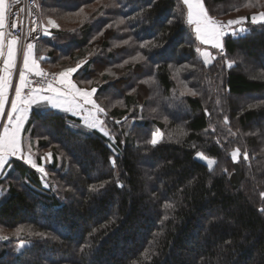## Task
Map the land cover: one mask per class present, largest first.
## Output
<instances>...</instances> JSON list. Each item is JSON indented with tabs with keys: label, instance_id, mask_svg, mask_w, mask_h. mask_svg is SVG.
<instances>
[{
	"label": "trees",
	"instance_id": "1",
	"mask_svg": "<svg viewBox=\"0 0 264 264\" xmlns=\"http://www.w3.org/2000/svg\"><path fill=\"white\" fill-rule=\"evenodd\" d=\"M36 1L45 17L72 25L36 41L43 63L90 55L85 81L100 66L129 61L122 77L107 74L94 85L97 96L118 93L124 107L108 112L113 141L70 114L33 110L24 132L52 152L50 187L23 160L9 162L0 196L1 234L9 239L0 240V264H264V25L247 22V32L227 36L225 55L205 66L181 0ZM248 2L205 5L226 22L264 11ZM140 55L147 59H133ZM227 59L236 65L228 68ZM156 129L164 137L153 147L146 141ZM200 152L216 161L211 171ZM22 241L29 247L17 254Z\"/></svg>",
	"mask_w": 264,
	"mask_h": 264
},
{
	"label": "snow or ice",
	"instance_id": "2",
	"mask_svg": "<svg viewBox=\"0 0 264 264\" xmlns=\"http://www.w3.org/2000/svg\"><path fill=\"white\" fill-rule=\"evenodd\" d=\"M99 2V0H98ZM186 14L184 16L185 23L191 28L195 34V38L201 45L210 47L211 49L218 50L221 54H224V38L229 34L237 36L247 32V29L243 26L245 22L249 21L248 17H240L235 20H229L227 23L217 20L209 14L208 8L205 6V0H181ZM21 3V0H13L12 4H9L8 0H0V121L6 120L3 124L2 132H0V174L3 173L5 166L9 163L10 158H16L23 160L26 164L36 169L45 177L48 176V172L45 167L38 165L33 154L31 147L25 151L22 141V130L29 109L32 104L39 101H43L53 108H62L65 111L78 110L80 112L87 111L86 124L89 128L99 129L101 131L106 127L105 121L101 119V115L106 116L107 112L100 104L96 102L94 97L98 91L97 88H81L74 82L73 76L76 74L86 61H78L75 67H69L58 74H55L49 79V74L43 71L40 67V63L34 54L35 45L28 43L23 50V70L18 73L19 84L13 87V75L14 70L17 68V57L20 45V35L16 34L18 28H23V21L20 18V13L25 11L24 8H19L16 12L12 11L15 5ZM110 6H116L113 3ZM33 7L39 9L41 5L33 0ZM247 8L261 7L264 8V0H249L245 4ZM239 11V8L236 9ZM12 17L11 23L9 18ZM125 23L124 20L119 22ZM251 24L264 25V11H260L256 15H252L250 18ZM35 24V21H33ZM237 26V27H234ZM105 27L112 28V24H107ZM49 28H59V25L53 19L47 20V25L43 27V34L46 36L51 35ZM36 27H32L30 32H35ZM103 35V31L99 33ZM124 44H129V40H123ZM152 41L141 42L140 47L145 48ZM196 52L202 58V62L205 66L211 64L215 60V56L208 50L196 49ZM133 59H147V56H134ZM233 61H226L227 67L233 66ZM123 67V64L117 65ZM187 67V66H185ZM29 76H35L38 78L36 81L29 79ZM146 83V81H141ZM155 79L153 78V83ZM91 83V81H88ZM27 90V91H26ZM14 93V99L9 101V93ZM188 94L196 96L197 92L189 89ZM122 103V101L120 102ZM68 105V107H64ZM6 107L10 110L5 111ZM127 120V117H125ZM117 124L121 121H116ZM229 123L228 118L224 117V124ZM214 130V129H213ZM229 131H231L229 129ZM105 135H109L105 132ZM150 139L146 142L153 147L160 143L163 133L156 129L149 133ZM111 138V137H110ZM241 153L237 148L231 153L233 162H238ZM52 154L49 152L45 156V160L50 161ZM198 158L206 160V165L209 171L212 170V166L216 164L214 159H207L203 153L198 154ZM243 159L248 160V154H243ZM111 164L113 168L116 167L115 157L111 158ZM227 171V169H225ZM123 187L122 184L118 185ZM103 187V184L100 185ZM95 190V186H94ZM264 197V192L260 194ZM166 208H172V204H166ZM264 212V208L260 209ZM167 219V216L164 217ZM25 229L17 228L13 233L14 236L19 237L24 233ZM35 235L43 237L44 233H35ZM9 236L0 234V240H8ZM23 247V244H21ZM83 251V249H81Z\"/></svg>",
	"mask_w": 264,
	"mask_h": 264
},
{
	"label": "rangeland",
	"instance_id": "3",
	"mask_svg": "<svg viewBox=\"0 0 264 264\" xmlns=\"http://www.w3.org/2000/svg\"><path fill=\"white\" fill-rule=\"evenodd\" d=\"M38 3H39V1H38ZM40 4V3H39ZM206 6V5H205ZM39 12H40V19H41V23H42V27H44V26H46L47 25V20L48 19H53V20H55L56 21V23L59 25V28H49V30H50V33H51V35H49V36H46V35H44L43 34V38H45V39H52L53 38V31H57V30H60L61 29V27H62V29H67V28H71L72 27V25H70V24H68L67 23V21L66 20H60L59 21V19H57V18H52V17H45L43 14H42V12H41V7L39 8ZM260 11H253V13H252V15H256V14H258ZM246 13V11L244 10V11H241V12H239V13H234V14H230V19L229 20H235V19H238V18H240V17H246V16H244L243 14H245ZM210 14V13H209ZM243 15V16H242ZM246 15V14H245ZM215 18V17H214ZM217 20H219L218 18H216ZM229 20H227V21H229ZM219 21H221V20H219ZM227 21L226 22H224V23H227ZM223 22V21H222ZM248 23H250V18H249V21H247ZM247 22H245V24L243 25L246 29H248V26H247ZM259 24V23H258ZM234 27H237V26H234ZM239 35H242V34H239ZM239 35H237V36H239ZM228 36H233V35H231V34H229ZM227 37V36H226ZM225 37V38H226ZM233 37H236V36H233ZM224 38V39H225ZM224 42V41H223ZM21 44V46H19V51L20 52H18V57H17V68H16V70H14V73H15V75H18V73H19V71H21V64H22V54H23V47H24V45L22 44V42H20ZM34 43H36V42H34ZM122 45V44H121ZM37 48H36V51H37V53H38V55H39V48H40V46H42V43L40 44L39 42H37ZM197 48H200V49H202V50H208V51H210L214 56H215V59H216V57H218V56H224L225 55V51H224V54H221L218 50H216V49H211L210 47H207V46H204V45H201L200 43H199V46L197 47ZM45 49V48H44ZM101 49H100V46H99V48L97 47V48H95L94 49V52H98V51H100ZM42 51V50H41ZM40 51V52H41ZM41 55H37V58H38V61H40L41 62V67H42V69H43V71H51V72H53V73H55V74H58L59 72H61V71H63V70H65V69H67V68H69V67H75V65H76V63L78 62V61H88L87 59L88 58H91V56L90 55H86L85 56V58H80V59H78L77 61H72V60H70V59H67L65 62H64V64L62 63L61 64V62L59 63V64H50V65H47L46 63H43V62H45V61H47V57H46V55H44L43 53H40ZM199 55V54H198ZM200 57V56H199ZM201 58V57H200ZM201 60H202V58H201ZM214 61L215 60H213L212 62H211V64H209L208 66H210V65H212L213 63H214ZM226 61H233V60H226ZM129 61H125V62H122V63H120V62H111V64H112V67H109V68H104V69H100V67L99 68H97L96 69V72H95V76L93 77V78H91V79H88V80H85L84 81V79H79V78H81V76L84 74V67H85V65H86V63L81 67V69L76 73V74H74V76H73V80H74V82L75 83H77V85L79 86V87H81V88H87V89H91V87H95L94 85H97V87H100V85L101 84H103L104 83V80H103V77L105 76V75H107V74H110V76H111V78H110V80L111 81H113V80H115V79H117L118 77H122L123 76V74H124V66L125 65H127V63H128ZM234 62V61H233ZM120 64H123V67H119V66H117V65H120ZM236 64H235V62L233 63V66L232 67H234ZM231 67V68H232ZM114 69L117 71V73L115 74L113 71H114ZM119 75V76H118ZM75 76L77 77V79L75 78ZM88 81H91V83H88ZM13 87H16V83L14 84L13 83ZM119 89H121L122 91H123V93H125L126 94V90H124L121 86L119 87ZM110 92L112 93H117L118 91L116 90V89H114V88H111L110 89ZM135 93V92H134ZM118 94V93H117ZM112 95V97L111 96H109V97H107V93L106 94H103L102 96H95L94 97V99L96 100V102L98 103V104H100L103 108H105V110H106V112H107V115L106 116H104V115H101V119H103L104 121H105V125H106V127L104 128V130L103 131H101V130H99V131H101L102 133H104L105 134V132H107L109 135H106V136H108L109 138L111 137V141H113L114 140V138H113V136L111 135V133H110V128H109V124H108V122H109V119H108V112H109V110H111L112 108H114V107H124V104H123V101H122V98H121V100H119L117 97H119V94L118 95ZM12 99H14V93L12 92V91H10V93H9V101H11ZM235 100H238L237 98L235 99ZM122 101V103H120ZM239 101V100H238ZM240 102H242V103H248V104H251V102L252 101H250L249 99H246V98H242V99H240ZM34 109H37V111H39V112H42V113H47V112H50V111H59V112H62V113H65V114H70V115H72V116H75L76 118H78V119H80L81 120V122H82V124H83V126H85V127H87V128H89L88 126H87V124H86V117H87V111H84V112H80V111H78V110H72V111H65V110H61L62 108H53V107H51L50 105H48V104H46V103H41V105H39V106H35V107H33V109L31 110V113L33 112V110ZM10 110V109H9ZM90 129H92V128H90ZM161 131V130H160ZM0 132H2V127L0 128ZM162 132V131H161ZM163 133V132H162ZM164 137V133H163V136H162V138ZM162 140V139H161ZM22 141H23V145H24V148H25V151L27 152V149L29 148V146L31 147V152H32V154H33V158L35 159V161L37 162V157H39V156H41L42 157V166L43 167H45V170L48 172V176L47 177H45L43 174H41L40 172V174H41V176H42V179H43V184H44V186H45V188L46 189H48L49 187H50V185H49V183L51 182V179H50V174H49V171H48V166L49 165H51L52 163H53V159L51 158V160L50 161H47V160H45L44 158H45V156H46V154L47 153H51L52 154V152H51V150H46V151H40L37 147H36V145L37 144H34V141H33V139L31 138V136H30V134L27 132V133H25V136H22ZM201 153V152H200ZM241 153V152H240ZM199 154V153H198ZM198 154H197V158H198ZM205 157H206V155L205 154H203ZM207 159H209L208 157H206ZM13 158H10V161L12 160ZM199 160H201V161H203V162H205L206 163V160H204V159H200V158H198ZM9 161V162H10ZM9 164V163H8ZM214 166V165H213ZM11 172V169H9V165H7V167H6V169L3 171V173L0 175V196L2 195V194H4V191L2 190V181H4V179L9 175V173ZM6 180V179H5ZM1 232L2 233H5V232H3V230L2 229H0V234H1ZM21 244H23V247H21ZM29 247V243L28 242H25V241H22V242H19L18 243V245H17V251H16V253L17 254H22V253H25V251H26V249Z\"/></svg>",
	"mask_w": 264,
	"mask_h": 264
},
{
	"label": "built area",
	"instance_id": "4",
	"mask_svg": "<svg viewBox=\"0 0 264 264\" xmlns=\"http://www.w3.org/2000/svg\"><path fill=\"white\" fill-rule=\"evenodd\" d=\"M19 8L25 9L23 13H20V18L23 21V28H18L16 30V34L20 35V42L25 45L26 43H34L41 40L43 37V27L40 19L39 9H35L33 7V0H21V3L15 5L12 8V11L16 12ZM12 19V17L9 18V23H11ZM33 21H35V24H33ZM32 27H36L35 32H30V29ZM45 72L49 74V79H51L55 75V73L51 71L46 70ZM29 79L32 81L38 80V78L35 76H30Z\"/></svg>",
	"mask_w": 264,
	"mask_h": 264
},
{
	"label": "crops",
	"instance_id": "5",
	"mask_svg": "<svg viewBox=\"0 0 264 264\" xmlns=\"http://www.w3.org/2000/svg\"><path fill=\"white\" fill-rule=\"evenodd\" d=\"M8 2H9V4H11V3H13V0H8ZM20 44H21V43H20ZM22 44H23V43H22ZM32 44L35 45V48H34V54H35V56H36V58H37V51H36V48H37V46H36V45H37V42H36V43H32ZM26 45H27V43L24 45V47H23L22 50H24V48L26 47ZM19 46H21V45H19ZM19 52H20V51H19ZM37 59H38V58H37ZM38 62L40 63V67H41V62H40V61H38ZM0 67H2V65H0ZM41 68H42V67H41ZM22 70H23V54H22L21 71H22ZM29 78H30V76H29ZM13 83H14V84L16 83V86H18V84H19L18 75H15V73H14V75H13ZM41 103H45V102H43V101H39V102L34 103V104L31 105V107H30V109H29V112H28L27 116L25 117V122H24V125H23L22 133H21L22 136H25V132H24V130H25V127H26V125H27V123H28V120H29V118H30L31 110L33 109V107L41 105ZM64 107H68V105H64ZM61 110H63V109H61ZM5 111H6V112L9 111V108L6 107ZM5 123H6V120H4V121H0V128L3 127V124H5ZM7 165H8V164H7ZM7 165L5 166V169H6ZM5 169H4V170H5ZM0 175H1V174H0Z\"/></svg>",
	"mask_w": 264,
	"mask_h": 264
}]
</instances>
